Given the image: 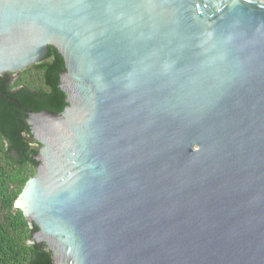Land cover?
<instances>
[{
  "label": "water",
  "instance_id": "95a60500",
  "mask_svg": "<svg viewBox=\"0 0 264 264\" xmlns=\"http://www.w3.org/2000/svg\"><path fill=\"white\" fill-rule=\"evenodd\" d=\"M65 60L16 200L54 264H264V0H0V75Z\"/></svg>",
  "mask_w": 264,
  "mask_h": 264
},
{
  "label": "trees",
  "instance_id": "16d2710c",
  "mask_svg": "<svg viewBox=\"0 0 264 264\" xmlns=\"http://www.w3.org/2000/svg\"><path fill=\"white\" fill-rule=\"evenodd\" d=\"M64 69V57L50 45L40 62L0 75V264H54L46 244L30 243L38 226L31 227L16 200L38 164L39 147L30 142L26 113L63 111L66 94L59 84Z\"/></svg>",
  "mask_w": 264,
  "mask_h": 264
},
{
  "label": "flooded vegetation",
  "instance_id": "af4514ba",
  "mask_svg": "<svg viewBox=\"0 0 264 264\" xmlns=\"http://www.w3.org/2000/svg\"><path fill=\"white\" fill-rule=\"evenodd\" d=\"M29 139H30V142L33 144V146L39 147V143L36 141L33 135L30 136Z\"/></svg>",
  "mask_w": 264,
  "mask_h": 264
}]
</instances>
